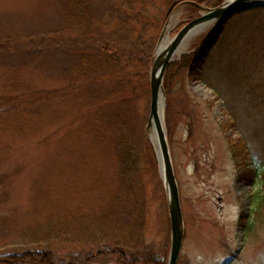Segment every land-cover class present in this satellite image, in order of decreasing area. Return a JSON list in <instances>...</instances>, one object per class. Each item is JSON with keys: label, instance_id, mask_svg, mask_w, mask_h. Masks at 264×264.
Returning a JSON list of instances; mask_svg holds the SVG:
<instances>
[{"label": "rangeland", "instance_id": "1", "mask_svg": "<svg viewBox=\"0 0 264 264\" xmlns=\"http://www.w3.org/2000/svg\"><path fill=\"white\" fill-rule=\"evenodd\" d=\"M183 1L0 0V264H167V192L147 126L161 34L201 13ZM212 30L164 77L178 264H237L250 242L264 247V214L248 230L254 186L241 181L261 150L208 80L222 43L205 63L191 57ZM124 151L138 170L127 177Z\"/></svg>", "mask_w": 264, "mask_h": 264}, {"label": "trees", "instance_id": "2", "mask_svg": "<svg viewBox=\"0 0 264 264\" xmlns=\"http://www.w3.org/2000/svg\"><path fill=\"white\" fill-rule=\"evenodd\" d=\"M176 1L173 0V4ZM192 1L202 4L208 0ZM211 1L219 6L224 0ZM220 42L218 61L214 65L216 71L208 80H211L212 87L224 101L236 124L263 156V163L256 160L254 171L250 170V174L241 177V181L248 178L254 186L251 200L254 213L247 224L249 230L254 214H264V3L240 6L229 18L220 22L191 55L193 62L205 63ZM202 78L207 80L205 76ZM120 162L124 176L138 171L136 156L131 152L124 151ZM123 254L127 255L125 252ZM124 255L121 252L119 259L127 263L128 257ZM26 259L38 263L44 258L34 255Z\"/></svg>", "mask_w": 264, "mask_h": 264}, {"label": "water", "instance_id": "3", "mask_svg": "<svg viewBox=\"0 0 264 264\" xmlns=\"http://www.w3.org/2000/svg\"><path fill=\"white\" fill-rule=\"evenodd\" d=\"M264 3V0H225L216 7H205L192 0H185L183 4L193 5L200 9V16L185 24L179 32L155 54L151 68V112L147 130L152 122H155L157 130V141L159 146V162L161 175L165 185L168 199V207L171 221V250L167 264H178L185 238L184 214L181 205L180 189L176 178L168 137L164 121H162V105L165 100L164 77L175 56L197 27L213 23V29L222 21L229 18L240 6L256 5ZM166 28L161 34V42L164 39ZM158 154V153H157Z\"/></svg>", "mask_w": 264, "mask_h": 264}, {"label": "bare ground", "instance_id": "4", "mask_svg": "<svg viewBox=\"0 0 264 264\" xmlns=\"http://www.w3.org/2000/svg\"><path fill=\"white\" fill-rule=\"evenodd\" d=\"M176 20V17L174 16L171 21L169 22L168 26H167V29H169L175 22ZM213 27V23H209V24H206V25H203V26H200V27H197L196 29H194L191 34L187 37V39L184 41V43L182 44L180 50H179V53L183 52L184 48L186 47L187 43L197 37V36H200L201 34L207 32L210 28ZM166 43L164 41H162L159 45V49H161ZM163 105H162V113H161V117H162V121H164V109H165V100L162 102ZM149 134H150V137L152 139V142H153V145L154 147L156 148V151L159 155V146H158V141H157V130H156V125H155V122H152L151 125H150V128H149Z\"/></svg>", "mask_w": 264, "mask_h": 264}, {"label": "clouds", "instance_id": "5", "mask_svg": "<svg viewBox=\"0 0 264 264\" xmlns=\"http://www.w3.org/2000/svg\"><path fill=\"white\" fill-rule=\"evenodd\" d=\"M237 264H264V247H258L255 242H250L248 252Z\"/></svg>", "mask_w": 264, "mask_h": 264}]
</instances>
